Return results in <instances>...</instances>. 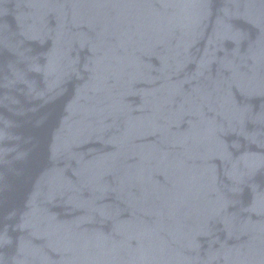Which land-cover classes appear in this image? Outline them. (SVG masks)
I'll list each match as a JSON object with an SVG mask.
<instances>
[{
    "label": "water",
    "instance_id": "95a60500",
    "mask_svg": "<svg viewBox=\"0 0 264 264\" xmlns=\"http://www.w3.org/2000/svg\"><path fill=\"white\" fill-rule=\"evenodd\" d=\"M0 264H264V0H0Z\"/></svg>",
    "mask_w": 264,
    "mask_h": 264
}]
</instances>
